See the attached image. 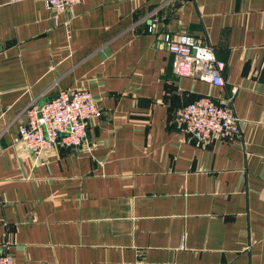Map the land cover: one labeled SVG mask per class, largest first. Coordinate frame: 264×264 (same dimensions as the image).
Listing matches in <instances>:
<instances>
[{
    "label": "crops",
    "instance_id": "crops-1",
    "mask_svg": "<svg viewBox=\"0 0 264 264\" xmlns=\"http://www.w3.org/2000/svg\"><path fill=\"white\" fill-rule=\"evenodd\" d=\"M156 18V19H155ZM155 19V20H154ZM201 38L214 86L172 72L160 36ZM86 89L76 147L16 140L30 103ZM200 95L238 136L197 143L174 119ZM14 264H264V0H0V255Z\"/></svg>",
    "mask_w": 264,
    "mask_h": 264
},
{
    "label": "built area",
    "instance_id": "built-area-1",
    "mask_svg": "<svg viewBox=\"0 0 264 264\" xmlns=\"http://www.w3.org/2000/svg\"><path fill=\"white\" fill-rule=\"evenodd\" d=\"M42 2L46 9L57 14L68 10L77 0ZM159 43L172 54V72L177 76L210 82L214 86L222 84L220 71L223 63L214 57L212 48L201 38L184 32H164ZM229 100L230 96L216 102L210 95H200L175 110V122L182 132L197 143L234 138L239 134V120L228 106ZM25 114V120L17 125L16 140L36 156L54 145L76 147L82 144L88 121L100 115V107L88 90L64 89L41 104L30 103ZM0 264L14 262L9 254L4 253L0 255ZM132 264L147 263L135 261ZM154 264L176 263L167 261Z\"/></svg>",
    "mask_w": 264,
    "mask_h": 264
},
{
    "label": "trees",
    "instance_id": "trees-1",
    "mask_svg": "<svg viewBox=\"0 0 264 264\" xmlns=\"http://www.w3.org/2000/svg\"><path fill=\"white\" fill-rule=\"evenodd\" d=\"M197 98V97H196Z\"/></svg>",
    "mask_w": 264,
    "mask_h": 264
}]
</instances>
